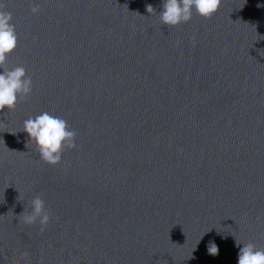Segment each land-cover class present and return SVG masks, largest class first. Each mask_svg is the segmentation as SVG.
<instances>
[{
  "label": "water",
  "instance_id": "95a60500",
  "mask_svg": "<svg viewBox=\"0 0 264 264\" xmlns=\"http://www.w3.org/2000/svg\"><path fill=\"white\" fill-rule=\"evenodd\" d=\"M0 3L8 66L33 82L0 112V264H237L235 239L264 248V0L171 29L162 0ZM44 111L78 132L58 165L20 131ZM37 195L43 232L18 219Z\"/></svg>",
  "mask_w": 264,
  "mask_h": 264
},
{
  "label": "clouds",
  "instance_id": "9594fccd",
  "mask_svg": "<svg viewBox=\"0 0 264 264\" xmlns=\"http://www.w3.org/2000/svg\"><path fill=\"white\" fill-rule=\"evenodd\" d=\"M221 2L222 0H162L159 21L161 25H167L171 29L189 22L193 11L203 19H211ZM4 8L5 4L0 3V112L5 109L14 111L17 104L26 101L33 91L32 77L27 74L26 68L23 65L8 66V56L18 46V35L15 25L11 22L12 13L4 11ZM30 11L38 14L39 5H30ZM146 11L149 14L156 12L151 4L146 5ZM20 131L27 134L25 146L34 144L39 159L50 165L60 164L66 151L79 148L76 142L78 132L67 120L48 111L26 119ZM29 205L31 211H28L26 206L18 219L27 225L39 223L40 231L43 232L51 219L45 201L37 195L31 199ZM235 245L239 248L237 264H264V248H257L252 242L242 244L237 239ZM208 252L216 256L219 254V248L215 243H210ZM21 255L26 258L29 254L24 252Z\"/></svg>",
  "mask_w": 264,
  "mask_h": 264
}]
</instances>
